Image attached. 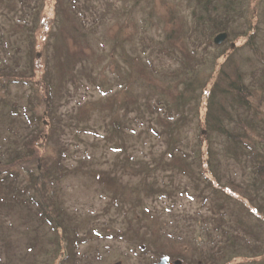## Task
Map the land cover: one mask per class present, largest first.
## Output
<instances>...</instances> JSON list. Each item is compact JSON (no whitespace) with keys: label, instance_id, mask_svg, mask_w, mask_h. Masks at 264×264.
Here are the masks:
<instances>
[{"label":"rangeland","instance_id":"374dc122","mask_svg":"<svg viewBox=\"0 0 264 264\" xmlns=\"http://www.w3.org/2000/svg\"><path fill=\"white\" fill-rule=\"evenodd\" d=\"M247 1L216 47L215 35L190 32L193 0H0V70L29 73L38 45L51 85L48 109L38 75L0 81V264H149L162 252L193 264V245L207 264H264V0ZM38 11L48 21L39 44ZM250 24L251 44L236 36ZM221 72L250 89V106L218 97L240 143L207 126L200 90L181 84L225 87ZM32 130L40 165L8 175ZM200 163L224 192L205 186Z\"/></svg>","mask_w":264,"mask_h":264},{"label":"trees","instance_id":"16d2710c","mask_svg":"<svg viewBox=\"0 0 264 264\" xmlns=\"http://www.w3.org/2000/svg\"><path fill=\"white\" fill-rule=\"evenodd\" d=\"M248 1L247 0H193V4L191 7V12H192V18H191V29L190 32H194L197 30H200L201 32H205L206 33V37L207 39H209L211 36L213 35H217V33L219 32H226L227 33V37L230 34L229 31H231L232 27L234 26L233 24L236 23L239 19H242L245 15V11H246V6H247ZM39 11H38V30H35L36 34L34 33L33 37L34 39L37 41V43L39 44L40 42H42V40L44 41L46 39L47 36V31H48V26H47V18L42 16H39ZM254 27L252 26V24L250 25H246V27H244V29H242L240 31V34L236 35V36H243L242 38H245V42L246 43H250L251 44V37L254 34L253 31ZM223 40V42L226 41ZM45 42V41H44ZM43 42V43H44ZM230 43H234V42H230ZM214 44V43H213ZM216 47H220L221 43L219 44H215ZM234 46H236V43H234ZM233 46V47H234ZM39 48V49H38ZM230 48H232L231 44H230ZM40 51V46L38 47L35 46V50L36 54L34 56V58L32 59L33 63H34V69L29 71V73L23 71H18V72H13V71H7L4 72L2 70H0V81H2L1 85H6V84H10V82H22V83H30V82H35L34 80L36 79L37 75V82L38 84H36V86H38V89L40 91V93H42L43 96V102L46 103V107L48 109H50V105L47 106V104H50V96H49V90H50V84L48 79H46L44 76L45 74L42 72L45 70V66L43 67V69H41V65H39V63H37L36 59L38 60V57L40 55L41 52ZM224 55V50L218 52L215 54V58H214V64L219 63L220 60H218L219 58L223 57ZM228 60V56L224 58V60L222 59L221 63L226 62ZM13 62V61H12ZM220 63V64H221ZM20 68V66H18ZM18 68V69H19ZM37 69L40 70V72H42L40 74V72L38 74L35 73V70ZM44 74V75H43ZM222 76L224 77V79L227 80V83L225 85V87H221V88H217L215 86V91L213 88V85H215V82H213L214 84L211 83L209 90L205 89L206 86L208 85V82H203V83H198V81L196 83H193L192 80H182L181 84H184V88L183 90H185V92L187 91L188 93L193 92L192 89H199L200 94H199V98L201 99L202 97L205 100V104L204 106V115L203 117L205 118L206 121L209 122V124H207V126L214 128L217 131L220 132H224L230 139H232L233 143H240V135L238 134H234V133H230L228 131V129L223 125H221V120L223 116H229L228 110L219 103L218 97L220 95H229L230 97H232L233 99H235L238 103L245 106H250L249 104V99L248 98L250 96V89L245 85V83L241 80V76L239 74H236V78L235 79H230L228 77V74L226 72H221ZM218 75V74H217ZM187 78V77H186ZM36 83V82H35ZM105 93L104 91H100V94ZM104 95V94H102ZM206 95V96H205ZM185 101V100H184ZM203 103V102H202ZM200 106V104L198 105ZM159 107V106H158ZM202 107V106H201ZM174 116H168L166 120H169L168 118H170L171 121H169L168 123L172 124L171 127L168 128L167 133L170 134L171 132H173L177 126H178V122L181 121L182 115L180 113H178L176 115L175 118H173ZM112 121L116 122V124H118L120 122L119 119L117 118H112ZM224 124V123H223ZM43 126V123H42ZM112 126L113 123H112ZM116 127V126H115ZM157 133V131H155ZM30 134L27 135L26 137L24 136L22 138V144L23 147L22 149L18 150L16 155H12L11 158H9L6 163L2 166V170L8 171V175L12 176L11 173L9 171L12 170V168L17 169L19 172H21V174L23 172L25 173H29L31 174V171H33L34 167H36L37 169V165H40V161H41V157H42V152L40 150V148H37V146L35 145L34 141H32L31 139L27 138V137H31L34 134V131L32 130L31 132H29ZM41 141H43V139H41ZM44 142V141H43ZM64 148H66V146H64ZM66 150L62 149V151H60V155L61 156H65L66 155ZM255 155H257L256 153H254ZM189 156V155H188ZM187 156V157H188ZM201 162L203 164L202 161V156L201 154H199ZM207 165H209L210 163V153H209V148L207 149ZM261 158V157H260ZM260 158L257 161H259L256 165V168H258V172L260 174H263V169H264V164L262 163V161L260 160ZM34 162V163H33ZM204 163L206 164V160L204 161ZM33 164V165H32ZM34 164H36L34 166ZM43 163H41L42 165ZM202 164L200 163V167H202ZM9 170H6V169ZM211 171V175H213L214 177H216V174L214 172V170L212 169V167L209 169ZM203 167L201 169V176H203V182H205V186L209 187V185L211 184L213 186V191L214 192H224V190L222 189V187H218V185H214L215 183L217 184L215 179H210L207 180L208 178L206 177V175L203 172ZM62 172H64V168L62 167ZM33 176V175H32ZM35 181L36 179L39 177V175H34ZM33 176V177H34ZM205 180V181H204ZM34 181V183H35ZM33 183V185H34ZM214 183V184H213ZM148 187V185H147ZM36 191H40L42 189V187H34ZM40 189V190H39ZM149 190H151L150 187H148ZM138 201V198L135 200ZM260 203V202H259ZM262 203V202H261ZM260 203V204H261ZM53 208L54 210H57V212H61L59 213L60 216L62 214V212L64 211V209L62 207H60V205L56 206L55 201L53 202ZM135 204V203H133ZM262 205V210H264V204ZM260 207V205H259ZM137 218L140 217V215H136ZM100 234V233H99ZM117 234V233H115ZM113 233H111V235H115ZM101 235V234H100ZM119 235V234H117ZM121 235V234H120ZM141 239L139 240V242H141L142 244H140L141 248H145L146 252L148 251L147 247H146V240L144 239L145 237H140ZM263 242H264V238H263ZM193 249L198 251V257L197 258H192L193 260V264H195L197 262V259L199 260L198 263H202V261L206 262V264L208 263V259H203L205 257H207V252L206 251H202L200 252L198 247H196V245H193ZM211 252V251H210ZM216 252V251H214ZM161 256H167L169 258V262L171 261L170 256L167 255V253H161ZM229 255V254H228ZM208 257H213V253L211 252ZM183 260L185 261V257L183 256V258H180L178 261L183 262ZM187 261V260H186ZM187 263L189 264L190 262L187 261ZM215 264V263H213ZM219 264V263H218Z\"/></svg>","mask_w":264,"mask_h":264},{"label":"water","instance_id":"95a60500","mask_svg":"<svg viewBox=\"0 0 264 264\" xmlns=\"http://www.w3.org/2000/svg\"><path fill=\"white\" fill-rule=\"evenodd\" d=\"M227 37V33L226 32H219L217 33V35H215L212 39V42L214 44H219L221 43L223 40H225ZM231 46H234V43H231ZM202 133H204V130L202 131ZM169 258L167 256H161L160 259L156 262H149V264H167L168 263Z\"/></svg>","mask_w":264,"mask_h":264}]
</instances>
